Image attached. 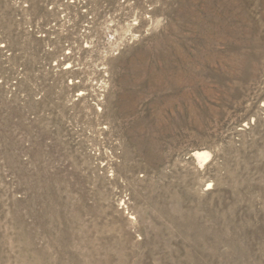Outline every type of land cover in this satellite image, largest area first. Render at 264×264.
I'll return each mask as SVG.
<instances>
[{
	"label": "rangeland",
	"instance_id": "374dc122",
	"mask_svg": "<svg viewBox=\"0 0 264 264\" xmlns=\"http://www.w3.org/2000/svg\"><path fill=\"white\" fill-rule=\"evenodd\" d=\"M0 264H264V0H0Z\"/></svg>",
	"mask_w": 264,
	"mask_h": 264
}]
</instances>
